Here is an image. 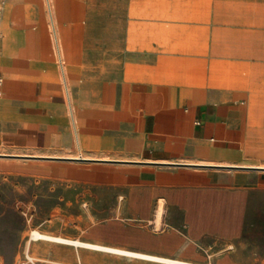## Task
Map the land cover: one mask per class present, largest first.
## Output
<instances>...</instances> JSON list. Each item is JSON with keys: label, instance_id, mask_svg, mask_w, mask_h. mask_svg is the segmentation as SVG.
Returning <instances> with one entry per match:
<instances>
[{"label": "crops", "instance_id": "0c3cea01", "mask_svg": "<svg viewBox=\"0 0 264 264\" xmlns=\"http://www.w3.org/2000/svg\"><path fill=\"white\" fill-rule=\"evenodd\" d=\"M44 1L47 13L42 0H6L0 20V154L136 164L10 161L0 173L86 186L80 240L191 264H226L240 227L230 239L196 234L190 225L204 221L184 200L201 208L202 194H244L236 222L247 205L248 264H264V0H51V12ZM79 166L104 179L56 172ZM61 200V210L79 203Z\"/></svg>", "mask_w": 264, "mask_h": 264}, {"label": "rangeland", "instance_id": "374dc122", "mask_svg": "<svg viewBox=\"0 0 264 264\" xmlns=\"http://www.w3.org/2000/svg\"><path fill=\"white\" fill-rule=\"evenodd\" d=\"M42 6L47 13V7L44 0ZM48 6V2H47ZM51 12V8L48 7ZM54 53L55 49L53 47ZM76 157V156H68ZM78 157H86L85 155ZM31 160L36 161H54V162H80L84 165H99L102 167H117L120 165H132L135 162L119 161V160H91V159H68V158H38V157H22L13 155L0 154V162L15 161L21 165L29 164ZM33 162V161H32ZM173 166L179 167H196L207 168L210 172H218L215 167L206 165H185L175 164ZM2 169H7L8 166H0ZM215 169V170H214ZM235 169V168H228ZM104 170L101 167H75L69 168L61 167L56 172L60 174H68L75 176H82L91 179H104ZM118 172V171H117ZM230 173V171H229ZM109 178V177H107ZM230 179V176L227 177ZM88 188L86 186H70L62 187L56 185L54 182L42 179L39 177H28L23 175H9L7 173H0V264H20L23 253L29 250V255L34 259L36 264H157L149 261L132 259L123 256L112 255L111 253H102L96 250L87 248H77V246L70 244H57L47 240H33L31 238L32 231H38L41 234L53 237H62L67 240H78L81 242L87 241L96 242L92 244H106L98 241L85 240L80 238L87 237V224L81 225V216L87 214ZM67 195L76 199L79 203L73 208L61 210V197ZM112 194L101 195L102 200H110ZM179 197V196H178ZM181 198V197H179ZM260 202H264V195L259 198ZM121 200L123 198L121 197ZM245 200L244 194L221 195L214 193L202 194L201 208L194 205L186 198L189 206V217L193 220H202L201 224L197 223L190 225L196 234L201 231H208L219 234L228 239L238 235L240 227L239 239L226 250L228 255L226 264H248L247 248L248 240V207L247 205L240 210L238 224L236 219L239 210L237 205L243 203ZM258 200V199H257ZM262 205V204H261ZM264 207V206H261ZM197 217L199 219H197ZM257 224L264 228V209H256ZM206 221V222H205ZM124 224H133L130 220H124ZM153 231V226H147ZM167 228L166 225L158 229L159 233ZM181 229H184L181 227ZM96 230V231H95ZM91 232H98L106 238L116 240L134 237L122 232L113 231L106 228H96ZM262 232V231H261ZM90 239H94L92 236ZM83 240V241H82ZM126 247H135L134 244L128 242L112 241ZM257 245L264 244V240L256 242ZM30 246V248H29ZM73 246V247H72ZM233 252L237 255L233 257ZM174 257H179L175 256ZM223 255V254H222ZM170 257L171 254H170ZM224 256L216 257L215 259H204L202 257H192L191 259L203 264H224ZM43 260L47 262H43Z\"/></svg>", "mask_w": 264, "mask_h": 264}, {"label": "bare ground", "instance_id": "6f19581e", "mask_svg": "<svg viewBox=\"0 0 264 264\" xmlns=\"http://www.w3.org/2000/svg\"><path fill=\"white\" fill-rule=\"evenodd\" d=\"M47 2H48V7L52 8L51 0H47ZM72 158H75L76 160H83L81 158H85V157L76 156V157H72ZM161 213H162V207L160 206L158 209V212H157L158 217L161 216ZM31 238L33 240H36V241L37 240H47V241L55 242L57 244H70V245H74L77 247L96 250L99 252L111 253V254L121 255V256H125V257L151 260V261H155V262H161L164 264H191V263H187V262H183V261L170 260L167 258H161V257L151 256V255L142 254V253H138V252H133V251H129V250L121 249V248L109 247V246L102 245V244H92V243H87V242H81L78 240H74V241L67 240V239H64L62 237H53V236L41 234L38 231H32L31 232Z\"/></svg>", "mask_w": 264, "mask_h": 264}, {"label": "built area", "instance_id": "2783aa9c", "mask_svg": "<svg viewBox=\"0 0 264 264\" xmlns=\"http://www.w3.org/2000/svg\"><path fill=\"white\" fill-rule=\"evenodd\" d=\"M6 4V0H0V20L3 14V10ZM0 39H1V31H0ZM0 56H1V49H0ZM3 77L0 75V96H1V88L3 86ZM20 264H35L34 259L28 254L27 251L23 253V258L20 262Z\"/></svg>", "mask_w": 264, "mask_h": 264}]
</instances>
